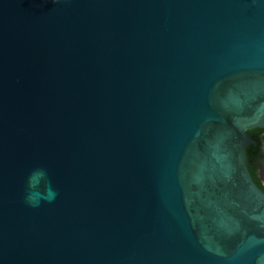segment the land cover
Masks as SVG:
<instances>
[{
	"label": "water",
	"instance_id": "1",
	"mask_svg": "<svg viewBox=\"0 0 264 264\" xmlns=\"http://www.w3.org/2000/svg\"><path fill=\"white\" fill-rule=\"evenodd\" d=\"M258 123L264 0H0V264H264Z\"/></svg>",
	"mask_w": 264,
	"mask_h": 264
},
{
	"label": "flooded vegetation",
	"instance_id": "2",
	"mask_svg": "<svg viewBox=\"0 0 264 264\" xmlns=\"http://www.w3.org/2000/svg\"><path fill=\"white\" fill-rule=\"evenodd\" d=\"M251 144L247 148L249 167L254 179L264 182V129H250ZM258 173V175H257Z\"/></svg>",
	"mask_w": 264,
	"mask_h": 264
},
{
	"label": "clouds",
	"instance_id": "3",
	"mask_svg": "<svg viewBox=\"0 0 264 264\" xmlns=\"http://www.w3.org/2000/svg\"><path fill=\"white\" fill-rule=\"evenodd\" d=\"M51 2L53 4H61V3H67L68 0H51ZM256 128H259V129H264V123H258L254 126H250L246 132L248 134V131L250 129H256ZM261 156H264V153H261ZM35 175V173H31L28 178H27V185H28V189H31L33 187V184H32V180H33V176ZM43 175V174H42ZM257 186L261 189V190H264V182H261V181H257ZM57 192L53 191L52 194H51V197L49 199V202H51L52 200L55 199V197L57 196ZM26 202L33 206V207H36V206H39L40 202L38 200H36L32 195L31 193L29 192V194L26 196Z\"/></svg>",
	"mask_w": 264,
	"mask_h": 264
},
{
	"label": "snow or ice",
	"instance_id": "4",
	"mask_svg": "<svg viewBox=\"0 0 264 264\" xmlns=\"http://www.w3.org/2000/svg\"><path fill=\"white\" fill-rule=\"evenodd\" d=\"M257 175H258V173H257Z\"/></svg>",
	"mask_w": 264,
	"mask_h": 264
}]
</instances>
